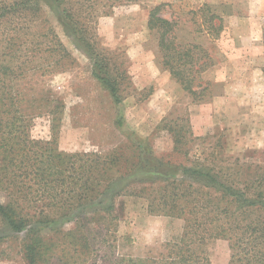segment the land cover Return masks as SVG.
Listing matches in <instances>:
<instances>
[{
  "label": "rangeland",
  "instance_id": "rangeland-1",
  "mask_svg": "<svg viewBox=\"0 0 264 264\" xmlns=\"http://www.w3.org/2000/svg\"><path fill=\"white\" fill-rule=\"evenodd\" d=\"M156 6H161V16L174 22L170 38L175 44L183 51L200 45L214 61L200 76L203 85H209L196 99L163 64L159 34L148 27ZM43 13L70 57L59 71H32L19 81L25 98L22 109L32 117L27 130L31 139H55L58 149L70 154L105 156L118 151L127 166L136 160L127 135L133 130L148 141L156 157L173 163L199 160L227 172H233L226 169L235 167L233 162L264 163V0H97L85 15L96 49L124 75L119 105L93 76L91 58L76 46L54 11L45 6ZM209 13L223 18L224 28L216 37ZM176 135L183 137L182 151L175 148ZM133 185L116 197V219L102 214L96 221L110 228L105 242L98 224L87 226L92 248L87 257L92 263L176 255L174 244L181 239L185 220L150 213L146 192ZM75 227V221L67 222L63 230ZM22 238L0 243V264H26ZM58 244L59 256L79 262L72 245ZM195 248L212 264L229 263L228 240L208 237Z\"/></svg>",
  "mask_w": 264,
  "mask_h": 264
},
{
  "label": "trees",
  "instance_id": "trees-1",
  "mask_svg": "<svg viewBox=\"0 0 264 264\" xmlns=\"http://www.w3.org/2000/svg\"><path fill=\"white\" fill-rule=\"evenodd\" d=\"M96 3L0 0V193L5 197L0 194V243L22 234L26 264H72L59 256L56 248L60 242L68 243L74 255L78 254L75 264H94L93 258L87 257L92 250L87 226L98 224L105 242L110 228L96 221L102 214L116 219V197L137 184L146 192L150 213L185 220L181 241L174 244L177 251L171 258H118L111 264H212L195 248L208 237L229 241L228 264H264V163L233 162L235 167L226 168L233 172L199 160L173 163L156 157L148 141L133 130L127 135L136 160L127 166H123V155L118 151L105 156L70 154L60 151L55 139H31L27 130L32 117L22 109L25 98L19 81L32 71H59L70 57L44 16L45 6L54 11L76 46L91 58L93 76L116 104L122 102L124 75L116 73L111 59L96 49L85 15ZM160 10L161 6L151 10L148 27L159 34L164 66L196 99L209 85L204 86L200 76L214 61L200 45L183 51L175 44L170 38L175 24L161 16ZM209 22L211 32L218 36L224 28L223 18L209 13ZM203 58L207 60L200 63ZM118 124L122 126L119 120ZM182 138L176 135L174 139L180 151ZM88 219L94 223H87ZM72 221L76 222L75 230L66 233L63 228Z\"/></svg>",
  "mask_w": 264,
  "mask_h": 264
}]
</instances>
